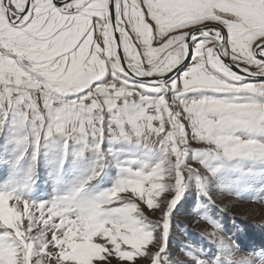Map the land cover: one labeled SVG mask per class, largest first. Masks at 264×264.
<instances>
[{"label": "snow or ice", "instance_id": "snow-or-ice-1", "mask_svg": "<svg viewBox=\"0 0 264 264\" xmlns=\"http://www.w3.org/2000/svg\"><path fill=\"white\" fill-rule=\"evenodd\" d=\"M105 140L158 158L94 200L74 194L101 165L32 194L42 141L62 161ZM25 147L0 188V264H264V215L219 220L220 197L264 203V0H0V161Z\"/></svg>", "mask_w": 264, "mask_h": 264}, {"label": "rangeland", "instance_id": "rangeland-1", "mask_svg": "<svg viewBox=\"0 0 264 264\" xmlns=\"http://www.w3.org/2000/svg\"><path fill=\"white\" fill-rule=\"evenodd\" d=\"M188 95L190 98H194L198 97L199 93L193 92ZM245 134L250 135L249 133ZM17 143L10 145L12 151L9 155H14L16 151L20 150L16 146ZM110 143L112 142L105 140L101 144L100 150L88 148L85 151L80 150L78 146H74L63 155L61 161L59 157L53 154L52 145L47 141H42L39 154L34 162L35 183L31 189L32 194L44 200L64 196L79 186L97 165H101L100 174L88 181L80 192L74 194V199L78 202H87L98 198L111 189L126 174L127 167L154 164L158 158V154L138 156L134 150H124L122 155H118L110 147ZM30 152L31 148L25 147L22 159L14 160V162L0 161V188L9 186L19 170L27 166ZM185 199L190 200L193 204L197 203L195 188L185 191L181 203ZM220 199L223 201L221 207H226V209L220 213L219 220L225 227L231 226L233 222L231 214L233 213L238 215V217H235L237 221L246 223H250L251 219H260L264 215V203L255 198L249 197L241 200L234 196H223ZM197 206L205 211V215L215 218V210L211 209L208 204L201 202ZM177 207L179 208V204ZM183 211H189V209ZM178 219L185 221L186 216L181 215ZM183 234L186 235L187 233L184 232ZM174 242L177 245L181 242L179 229Z\"/></svg>", "mask_w": 264, "mask_h": 264}, {"label": "water", "instance_id": "water-1", "mask_svg": "<svg viewBox=\"0 0 264 264\" xmlns=\"http://www.w3.org/2000/svg\"><path fill=\"white\" fill-rule=\"evenodd\" d=\"M250 79H257L256 77H251Z\"/></svg>", "mask_w": 264, "mask_h": 264}]
</instances>
